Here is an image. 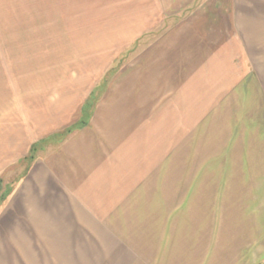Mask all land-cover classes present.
Wrapping results in <instances>:
<instances>
[{
  "label": "crops",
  "instance_id": "crops-1",
  "mask_svg": "<svg viewBox=\"0 0 264 264\" xmlns=\"http://www.w3.org/2000/svg\"><path fill=\"white\" fill-rule=\"evenodd\" d=\"M114 1L129 20L183 21L177 68L241 70L248 102L171 178L145 87L106 93L85 125L31 145L0 205V264H264V0Z\"/></svg>",
  "mask_w": 264,
  "mask_h": 264
},
{
  "label": "rangeland",
  "instance_id": "rangeland-1",
  "mask_svg": "<svg viewBox=\"0 0 264 264\" xmlns=\"http://www.w3.org/2000/svg\"><path fill=\"white\" fill-rule=\"evenodd\" d=\"M114 2L0 0V205L25 173L31 145L77 124L108 92L145 87L150 140L165 145L171 178L188 173L192 158L200 169L208 144L220 145L228 115L248 102L241 98L247 85L236 84L241 70L177 68L178 57L190 56L174 51L178 44L189 48L183 21L173 14L166 21L129 20V2Z\"/></svg>",
  "mask_w": 264,
  "mask_h": 264
},
{
  "label": "trees",
  "instance_id": "trees-1",
  "mask_svg": "<svg viewBox=\"0 0 264 264\" xmlns=\"http://www.w3.org/2000/svg\"><path fill=\"white\" fill-rule=\"evenodd\" d=\"M86 112H87V111L85 110L84 118H83V119L81 118V120H80L77 124H75L74 126L68 128V129L65 130L64 132L58 134L57 138H58L59 140H61L62 138L66 137L68 134L72 133L73 131L79 129L81 126L85 125V124L87 123V121H86V120H87V114L89 113V112H87V113H86ZM32 150H33V152H34L35 150H37V148L35 147V148L32 149Z\"/></svg>",
  "mask_w": 264,
  "mask_h": 264
},
{
  "label": "water",
  "instance_id": "water-1",
  "mask_svg": "<svg viewBox=\"0 0 264 264\" xmlns=\"http://www.w3.org/2000/svg\"><path fill=\"white\" fill-rule=\"evenodd\" d=\"M0 188H1V182H0Z\"/></svg>",
  "mask_w": 264,
  "mask_h": 264
}]
</instances>
